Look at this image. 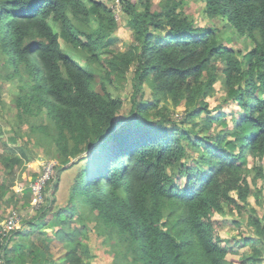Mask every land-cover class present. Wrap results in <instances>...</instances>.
Returning a JSON list of instances; mask_svg holds the SVG:
<instances>
[{
    "label": "trees",
    "instance_id": "trees-1",
    "mask_svg": "<svg viewBox=\"0 0 264 264\" xmlns=\"http://www.w3.org/2000/svg\"><path fill=\"white\" fill-rule=\"evenodd\" d=\"M117 1L130 31L124 47L113 35L115 10L104 2L0 0V49L8 77L17 82L16 116L60 161L44 189L49 210L31 211L30 184L40 173L22 181L19 195L17 171L9 168L20 158L10 147L0 155V203L6 195L32 217L14 231V245L0 234L5 264H26L27 246L31 264H46L42 247L25 233L38 228L43 235L51 227L63 264H88L91 252L81 250L87 220L130 264H231L220 245L221 221L213 216L227 207L232 215L245 210L254 193L248 177L262 170L250 161L264 156V0H204L210 17H225V33L253 43L244 54L222 45L217 28L198 26L178 11L180 0H161L159 10L150 0ZM218 80L227 91L223 101L240 108L229 117L221 108L213 113L207 102ZM122 87L125 98L115 93ZM119 123L126 125L114 132ZM19 146L27 157V144ZM60 187L66 203L56 208ZM226 223L245 235L237 220ZM247 226L256 239L243 237L241 244L261 243L264 218L250 214ZM259 254L256 247L238 264H258Z\"/></svg>",
    "mask_w": 264,
    "mask_h": 264
},
{
    "label": "rangeland",
    "instance_id": "rangeland-1",
    "mask_svg": "<svg viewBox=\"0 0 264 264\" xmlns=\"http://www.w3.org/2000/svg\"><path fill=\"white\" fill-rule=\"evenodd\" d=\"M100 2L106 3L108 7H112L115 10L114 16L117 22V28L115 29L113 35L117 37V44L121 47H124L129 41H130V31L124 24L122 20V13H118L119 10H121V4L117 0H98ZM182 7H178V11L182 9V12L188 16L190 19L193 20L195 24L202 27H212L217 28V33H219V42L228 47H232L234 49H238L241 53H245L247 50H249L253 43H248L243 39V37H240L237 35L236 32L231 29V33H225L227 29H229L226 21L222 19V17H210L205 8L204 0H180ZM150 2L153 4L152 9L153 10H159L160 9V2L161 0H150ZM121 12V11H120ZM74 59L81 60L82 58H79V56H74ZM81 64H84L83 61H80ZM7 55L5 52H3L0 49V155L7 156L6 152L7 149L10 147L13 150V155H18V158H20L21 164H14L13 162L9 169H14L17 171L16 173V180L15 183L17 185V191L19 195L23 194V190H21L20 187L22 181L32 175H38L41 171V166L44 163H51L53 166L60 163V161L56 160L55 157L47 155V153L44 151L45 148L43 145H40L37 142V139L40 140L41 136L36 133H33L27 129L28 125L26 123L20 124L19 119L16 116L17 110L15 106V97L18 95V88H17V82L16 79H12L8 77L7 72ZM216 92L213 96L207 98V102L209 104V108L212 109L213 113H218L215 110L218 108H221L222 111H224L227 116L229 117L232 115V113L236 114L240 111V108L235 107L232 105L231 101L224 102L223 99L225 95L227 94V91H224L221 87V80H218L215 83ZM117 95H119L121 98H125L128 96L129 92L128 89L125 87L119 88L116 92ZM126 105L129 107V99L127 98L125 101ZM176 117L178 119H181L183 117V104H180L177 109L175 110ZM122 114V113H120ZM119 114V115H120ZM123 115V114H122ZM118 117V116H117ZM29 121L36 122V119L34 117L29 118ZM45 120H43L44 123ZM123 124H118L117 130L121 129ZM21 143L27 144L28 148L26 149L27 157H24V155H21V152L19 150V145ZM91 151L87 150L82 153V156L90 155ZM193 155H190V157L186 158L187 163L192 162ZM55 159V160H54ZM251 160V159H250ZM75 159H72L70 163L74 162ZM255 163V166H259L262 170L258 178L254 179L252 174L250 173L248 177V181L251 185V188L254 190L253 195L251 194L249 197H247V204L245 205L244 209L241 213H235L230 214L228 213L229 208H225V212L223 214L215 213L213 216V219L220 220L221 226L219 228V236H220V245L224 248H227L226 253V260L230 261L231 264H238L239 260H245L253 255L254 249L256 247L259 248L260 254L258 257H262V259L258 262V264H264V236L263 239H261V243L257 242L255 244L248 243V245L241 244L244 240L243 237H249L252 235L253 228L247 226L248 223V217L250 214H253V217L258 218H264V157L257 160H251L250 162ZM11 162V161H8ZM69 163V165H70ZM14 164V165H13ZM13 165V166H12ZM252 165V164H251ZM68 166H63L62 169H65ZM7 169V170H9ZM63 172V171H62ZM61 172V174H62ZM60 174V175H61ZM72 176V174L70 175ZM57 181V180H56ZM55 181V182H56ZM32 182V181H31ZM30 184V182H29ZM47 185V184H46ZM256 190H260L259 194L256 192ZM47 193L52 194V187H49L47 189ZM256 194V195H255ZM233 195V196H232ZM231 196L233 198H236L235 193L232 192ZM62 201H59L57 206H63L66 201L64 198H61ZM257 199V200H256ZM21 200L24 201V199L17 200L16 204H20ZM2 202L0 203V215L2 216V220L0 221V230L1 225L3 227H6V219L9 217V215H13L14 212L18 214L20 209V206L18 208H15L13 206V201H9L6 198V195L3 196ZM51 201L49 198H46L45 196V202L43 203V207L46 206L47 211L50 208ZM241 204V203H239ZM40 209V208H39ZM236 212V211H235ZM32 214V213H31ZM30 214V215H31ZM65 215L69 216V213L65 211ZM24 216V215H23ZM22 216V217H23ZM240 224V228L244 231L245 235L242 233H239L236 231L235 228H231L230 226L227 227L226 221L236 220ZM73 219H75V216H73ZM32 220V217H24L22 219V222L19 224V228L26 226V221ZM33 221H35L33 219ZM75 221V220H74ZM4 223V224H3ZM75 225H79L76 222L72 224V227ZM45 228V224L40 225V228ZM87 229L83 232L85 235V238L87 239L86 246L83 247L81 250L85 253L91 252V256L88 258V264H130L127 262V260L123 259L121 257V248L113 246V241L110 238H107V234H99L96 230L94 220H87ZM239 228V229H240ZM12 230L10 231L6 236H4L2 233V237L4 238V244H6V241H10L11 246L13 242L16 240V236H14V231L18 230ZM47 230V234H41L39 232L38 228H34L31 232L25 233L26 238L30 239L33 242H36L39 246L42 247L44 251L41 252V255H44V257L48 258V261L46 264H60L64 263L63 256L57 257L58 253L57 250L59 249L61 243L54 239V231L56 230V227L51 228H45ZM252 238L256 239V236L252 235ZM247 239V238H245ZM16 242H14L15 244ZM13 244V245H14ZM237 247L236 253H231L228 249H233ZM30 246H27V248L23 251L24 261L26 264H31L29 256H27V253L30 250ZM115 251L120 252L119 255H116ZM3 250L0 249V255H3ZM55 253V255H54ZM10 255L13 253L9 252ZM19 254V252H17ZM37 254H39L37 252ZM36 254V255H37ZM41 256H37V261H40ZM43 257V259H44ZM16 264V263H15ZM44 264V263H43Z\"/></svg>",
    "mask_w": 264,
    "mask_h": 264
},
{
    "label": "built area",
    "instance_id": "built-area-1",
    "mask_svg": "<svg viewBox=\"0 0 264 264\" xmlns=\"http://www.w3.org/2000/svg\"><path fill=\"white\" fill-rule=\"evenodd\" d=\"M52 168L53 165L49 162L42 164L39 176L30 184L32 194L30 201L31 211L38 210L45 202L44 189L50 179ZM11 214L6 219V227L1 225L0 233H2L4 236H6L10 231L18 229L20 222H22V219L24 218L23 214L20 212H18V214L15 212L13 215ZM0 264H5L3 255H0Z\"/></svg>",
    "mask_w": 264,
    "mask_h": 264
},
{
    "label": "crops",
    "instance_id": "crops-1",
    "mask_svg": "<svg viewBox=\"0 0 264 264\" xmlns=\"http://www.w3.org/2000/svg\"><path fill=\"white\" fill-rule=\"evenodd\" d=\"M63 174H65V172H64ZM63 174H62V176H63ZM67 182H68V179L65 178L64 181H63V183H65V188H66V189H67ZM61 186H62V185H61ZM66 189L64 190V189H62V188L60 187V189H59V191H58V199H59L60 201H62L61 198H64V197H65V194L67 193V192H66Z\"/></svg>",
    "mask_w": 264,
    "mask_h": 264
},
{
    "label": "water",
    "instance_id": "water-1",
    "mask_svg": "<svg viewBox=\"0 0 264 264\" xmlns=\"http://www.w3.org/2000/svg\"><path fill=\"white\" fill-rule=\"evenodd\" d=\"M119 124H123L122 126H124V127H125V125H126V123H119ZM121 129H123V128H121ZM121 129H119V130L115 129L114 132L120 131ZM114 132H112V133H114ZM112 133H110L108 136H106L104 139H102L101 141H99L98 143H96L92 148H90V149H88V150L92 152L94 148L99 147L100 145L104 144L105 140H106V139H107Z\"/></svg>",
    "mask_w": 264,
    "mask_h": 264
},
{
    "label": "clouds",
    "instance_id": "clouds-1",
    "mask_svg": "<svg viewBox=\"0 0 264 264\" xmlns=\"http://www.w3.org/2000/svg\"><path fill=\"white\" fill-rule=\"evenodd\" d=\"M222 17H224V16L222 15ZM224 18H225V17H224ZM263 157H264V156H263ZM261 158H262V157H261ZM261 158H260V159H261ZM258 159H259V158H258ZM255 160H257V159H255Z\"/></svg>",
    "mask_w": 264,
    "mask_h": 264
}]
</instances>
